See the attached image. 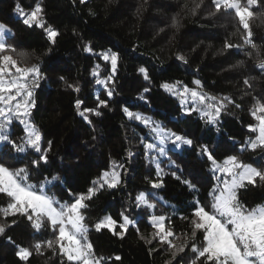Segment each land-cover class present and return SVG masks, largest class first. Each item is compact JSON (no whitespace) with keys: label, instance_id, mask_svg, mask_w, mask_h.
Segmentation results:
<instances>
[{"label":"trees","instance_id":"obj_1","mask_svg":"<svg viewBox=\"0 0 264 264\" xmlns=\"http://www.w3.org/2000/svg\"><path fill=\"white\" fill-rule=\"evenodd\" d=\"M200 2L0 0V23L10 30L5 42L16 49L2 54L13 56L20 67L39 65L41 77L31 86L34 106L29 119L41 132L42 147L52 142L48 163L39 168L30 163L38 158L33 150L15 153L7 143H0V162L11 169L28 167L27 182L37 186V190L42 181H50L45 194L61 204H70L75 196L87 193L93 180L112 170L113 162L123 165L122 169L117 168L120 185L100 189L85 201L87 208L82 209L88 242L95 257L104 258L102 264H204L203 258L196 260L192 249V244L203 247L204 234L198 231L195 237L191 235V219L197 202L211 210L209 193L217 188L218 178L207 157L197 152L199 146L207 145L218 163L228 156H237L239 162L264 170V149L246 147L259 134L248 127L258 124L250 109L255 100L264 102V71L259 67L264 63V0L251 6L254 16L249 18V26L255 49L244 44L247 33L234 10L216 11L212 0H202L193 14L192 9ZM244 3L246 0H242ZM37 4L43 9L45 26L50 25L59 33L54 43L43 28L25 26L15 11L19 5L24 12H31ZM225 42L234 47L226 49ZM86 45L91 51L84 50ZM108 50L119 55L109 85L113 90L111 97L104 86L96 83L112 73L110 61L99 55ZM178 55L184 56L186 62L178 60ZM141 67L148 71L149 80L138 71ZM246 78L249 84L244 83ZM194 80L201 81L203 92L232 101H225L215 125L206 124L198 113L185 114L179 99L160 87L165 82L180 81V87L193 88ZM145 88L149 91L144 92ZM97 97L108 100V105L98 109L99 116L88 113V123L78 115L75 101H82L81 110L96 108ZM125 108L186 135L194 145L176 149L169 142L164 156L145 149V143L158 141L143 122L129 119ZM0 122H5L3 117ZM23 127L16 119L8 125L7 134L17 144L24 136ZM157 163L162 169V187L154 189L151 183L157 182ZM53 176L60 179L52 181ZM185 180L195 185V190L182 182ZM140 193L155 207H136ZM236 194L245 209H255L264 203V182L258 180L256 185L239 188ZM9 202L10 198L0 193V208ZM121 213L134 221L126 229L119 227ZM106 216L117 224L111 230H96L94 225ZM153 216L165 217V227L174 233L168 239L177 246L185 245L175 258L167 244L154 238L156 230L150 222ZM0 224L6 226L5 234L0 235V264H76L60 254L58 246L55 254L47 248L44 242L54 240L58 229L54 230L46 218L39 230L19 214L0 215ZM118 232H123V236L115 234ZM38 242L42 245L39 251L34 248ZM19 248L29 249L31 255L21 260L16 255Z\"/></svg>","mask_w":264,"mask_h":264},{"label":"snow or ice","instance_id":"obj_2","mask_svg":"<svg viewBox=\"0 0 264 264\" xmlns=\"http://www.w3.org/2000/svg\"><path fill=\"white\" fill-rule=\"evenodd\" d=\"M84 0H81L83 3ZM216 11L234 10L235 17L238 18L239 24L246 31L244 39L245 45H250L253 49L256 45L252 42V32L249 26V18L254 16L251 6L257 5L259 0H246L242 4V0H212ZM200 3H196L192 9L193 14L201 7ZM15 11L18 13L25 26L31 27L36 25L43 28L47 38L51 42H55V38L59 35L58 31L52 26L45 24L42 21L41 13L43 11L40 4H37L31 12H24L19 5ZM176 22L174 20V26ZM8 27L0 23V53L6 51L15 52L13 45L5 42V36L9 33ZM224 47L232 48L234 45L225 42ZM240 47V46H235ZM85 51H91L86 45ZM251 55V53H249ZM103 60L110 61L112 73L104 80L97 79L96 83L104 86L107 91V96L113 95V90L109 86L112 82V77L117 68L119 55L111 50L99 54ZM178 60L185 61L182 55L177 56ZM186 62V61H185ZM259 67L264 71V63L259 64ZM14 69V71H13ZM138 71L144 76L145 80H149L148 71L141 67ZM93 76L96 75L95 69ZM5 77H9L5 79ZM31 77V81H29ZM41 77L38 64H33L27 67H20L18 61L11 55H0V117L4 118L5 122H0V143H7L12 146L15 153H25L27 150H33L38 158L30 163L35 168H39L41 164L48 163V153L51 150V141L48 142V147H42V135L38 128L31 122L30 110L34 106L32 100L33 92L31 86L37 83ZM63 79V77L61 78ZM182 82L177 81L174 84L167 82L162 83L160 87L170 95L177 97L181 104V110L185 114L198 113L200 118L206 124L215 125L218 122V117L224 110L225 101L232 103L229 97H217L210 95L200 90L201 81L194 80L193 84L196 87L189 88L186 85L180 87ZM245 84H249V79H245ZM68 87H74L68 85ZM79 91V88H75ZM149 89L145 88L144 92ZM140 99H144L143 96ZM96 108H84L81 110L82 101H75V108L78 115L83 117L85 121L91 123L88 113H94L99 116L101 113L98 109L107 107L108 100L99 99ZM189 101L191 103H189ZM203 105V107H199ZM240 107V105H236ZM125 115L129 119H134L143 122L146 127L154 134V139L158 143H145V149L157 151L160 156L166 155V145L170 142L176 149L182 146L192 147L194 141L186 135L177 133L171 129L163 127L160 123L154 122L150 117L144 116L142 113H134L127 108L123 109ZM250 114L258 122L257 125H248L253 132L258 130V135L254 139H250L246 147L252 150L258 148L264 149V102L255 100V103L250 109ZM13 119L18 120L23 124L24 136L21 138V143L17 144L12 141L7 134L8 125ZM197 152L206 156L211 163L214 172L218 171L231 177L230 180L224 181L223 188H214L209 195L212 197L211 210H206L205 206L197 205L194 209L191 219V235L195 237L198 231L204 234V244L202 248H197L192 244L193 252L196 254V260L203 258L204 264H264V207L258 206L255 209L247 210L239 202L236 190L244 188L247 185H256L257 181L264 182V170L257 169L251 165H245L239 162L237 156H228L222 163H218L214 158L213 152L207 145H201ZM131 155V154H129ZM148 156V153H145ZM153 162L155 159L153 158ZM171 163H175L171 161ZM117 168H123V165L112 164L111 171H104L100 176L92 181V186L87 189V193H80L75 196L72 203L61 204L54 198L45 194L48 180L42 181L37 190V186L29 184L28 167L11 169L0 162V193L6 194L10 198V202L6 207L0 208V215L4 217L15 216L17 214L26 216L32 223L34 229L39 230L42 227L43 218H46L52 228L58 229L54 233V240L44 242L47 248L52 249L54 254L58 246L59 253L67 257L70 262L76 264H102L103 257H95L93 246L87 239L88 227L83 223L85 217L82 214V209L87 208L86 200H89L96 192L104 188H116L121 183V175ZM157 182H152L151 187L158 189L162 187V169L159 163L156 164ZM172 175L176 179L173 172ZM59 176H53L52 181L59 180ZM190 189L195 190V185L190 181H182ZM219 192L217 195L216 193ZM58 205V207H57ZM146 206L154 208V203H149L145 198L144 193H140L136 197V207ZM122 223L119 224L121 229H126L134 223L127 215L121 213ZM183 219H188L184 217ZM165 217L153 216L151 222L156 230L154 238H158L161 244H167L171 251V255L175 258L178 253L184 251V244L175 245L168 238L174 233L171 228L165 227ZM16 223L15 220L12 221ZM117 224L111 216H106L99 220L94 227L96 230L102 228L112 229ZM6 226L0 224V235H4ZM123 236V232L115 233ZM143 239V237H141ZM10 239V238H9ZM187 242V234H185V243ZM150 243V241H149ZM41 243H36L34 248L39 251ZM16 255L25 260L31 252L27 248H19ZM120 259V257H116ZM196 264V261H193Z\"/></svg>","mask_w":264,"mask_h":264},{"label":"rangeland","instance_id":"obj_3","mask_svg":"<svg viewBox=\"0 0 264 264\" xmlns=\"http://www.w3.org/2000/svg\"><path fill=\"white\" fill-rule=\"evenodd\" d=\"M0 55H4V54L0 53ZM7 79H8V77H7ZM224 160H225V159H224ZM221 163H222V162H221ZM245 165H250V164H245ZM216 177L218 178V180H217V184H216V187H217V188H223V186H224V181H225V180H230V179H231V177L226 176L225 174L220 173V172H218V171H217ZM218 194H219V192L217 193V195H218ZM259 206L264 207V203L261 204V205H259ZM256 208H257V207H256ZM150 222H151V219H150ZM151 223H152V222H151ZM112 228H113V227H112Z\"/></svg>","mask_w":264,"mask_h":264}]
</instances>
